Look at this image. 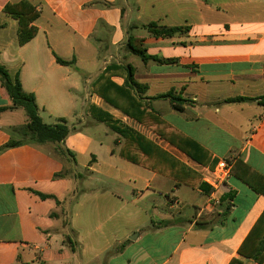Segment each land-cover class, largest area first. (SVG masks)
Segmentation results:
<instances>
[{"label":"crops","instance_id":"crops-1","mask_svg":"<svg viewBox=\"0 0 264 264\" xmlns=\"http://www.w3.org/2000/svg\"><path fill=\"white\" fill-rule=\"evenodd\" d=\"M21 2L39 13L23 46L4 12ZM150 24L183 32L155 38ZM0 26V65L35 96L45 125L86 114L117 135L102 142L80 131L39 145L14 137L24 110L0 114V264H99L106 254L104 264H255L238 251L264 212L252 188H264V105L228 101L264 97V0H0ZM135 48L168 62H145ZM129 68L145 92L126 86ZM169 93L181 112L160 98ZM10 106L0 83V108ZM187 139L204 163L178 148ZM10 141L22 143L4 149ZM222 162L230 173L213 193ZM79 165L91 187L77 188ZM156 196L151 227H131L150 217L138 206ZM118 214L131 224L124 230Z\"/></svg>","mask_w":264,"mask_h":264},{"label":"trees","instance_id":"trees-1","mask_svg":"<svg viewBox=\"0 0 264 264\" xmlns=\"http://www.w3.org/2000/svg\"><path fill=\"white\" fill-rule=\"evenodd\" d=\"M4 12L10 15L12 18L18 20L19 22V29H18V39L19 44L21 46L30 42L37 34V28L32 25L33 22L39 17V13L36 9L27 2H21L17 5L8 4ZM2 26H0V29ZM145 28L150 32V34L155 38H170L175 34L182 33V28H163L159 27L157 24H150L145 26ZM134 53L137 54L143 61L147 62L148 60H154L160 63H167L168 61H161L157 60L156 58L149 57L146 54V50L142 49H133ZM59 64L64 66L72 65L73 62H66L62 59L57 58ZM0 83L4 90L6 91L11 106L7 108H0V114L5 111H14L18 109H22L25 111L28 117V123L26 126L22 128H17L16 132L22 133L25 137H29L30 140H27L32 143H36L39 145H46V144H60L62 143L65 138L69 134L68 127L66 126V122L64 120H59L58 124L55 126H48L42 122V119L38 113V107L36 105V99L33 94L26 93L21 85L19 77L12 78L5 67L0 65ZM126 86L133 90L136 93H140L144 90L146 91V87H142L134 80V73L132 68L128 69V77L126 81ZM161 99H169L170 102L173 104V107L176 111L181 112L183 107L178 104L180 101L179 98L175 97L173 93H169L167 95L161 96ZM257 102L260 105H264V97L258 99H247V98H236L229 100L230 103H239V102ZM139 150L143 153L145 152L146 155H149L148 145L145 139H143L139 135H135L130 139ZM22 142H15L10 141L4 149L8 148H15L19 146ZM178 148L190 156L193 160L200 162L201 164L204 163L201 158L195 156L196 151H202L203 149L191 140H186L185 145L179 144ZM1 151V150H0ZM53 151L56 155L60 157L67 155L68 153L63 152L61 149L57 147L53 148ZM122 156L127 157L130 161L134 163H138L137 159L134 156L128 157L125 153H121ZM232 174L237 176L235 170H232ZM239 176V175H238ZM240 177V176H239ZM240 179H242L240 177ZM244 180V179H242ZM245 181V180H244ZM250 184V183H249ZM250 186H252L250 184ZM256 191L260 194L264 195V188L258 189L252 186ZM37 196H39L42 200L53 199L58 204L60 202L54 196L44 195L41 193L34 192ZM238 254L251 261L255 264H264V212L257 221L256 225L253 227L251 232L249 233L248 237L240 247ZM230 264H243L241 261L234 260Z\"/></svg>","mask_w":264,"mask_h":264},{"label":"rangeland","instance_id":"rangeland-1","mask_svg":"<svg viewBox=\"0 0 264 264\" xmlns=\"http://www.w3.org/2000/svg\"><path fill=\"white\" fill-rule=\"evenodd\" d=\"M21 113H22L21 115H22L23 119H26L25 112L22 111ZM45 122L49 123L50 121L47 118H45ZM92 123L94 124V126H92ZM21 126L24 127L23 125H21ZM67 127L69 130V135L71 134L74 136L77 134V132L82 131L86 137H88L89 139H92L94 141H96L98 139V140H101L103 142V140L107 141L109 139V137L112 139L114 137L116 138V136H117L116 134H114L113 132H111L109 130V127L106 124L97 125V124H95L93 119H91L86 114H83L82 116L78 115V116L70 119ZM14 137L18 140H25V141L30 140L29 137H25V139H24V135L22 133H19V132L15 133ZM71 152L76 156V158L79 159V162L81 164L84 163L85 161H89L88 157L85 158L84 156H80L78 151L72 150ZM77 169H78L79 174L82 176V178L87 177V175H86L87 171L82 166L79 165L77 167ZM94 176L98 177L97 175H94ZM77 179H78V183H76V186H77V188H79V190L81 188L84 189L87 187H91V185L93 184V182H90V180H88V178L81 180L78 177ZM153 199L144 200V202H142L138 206L139 208H144V212H147L150 215V217H147V215H145V214H141L142 216L140 215L137 222L136 223L134 222L131 225L129 223V220H126L124 216H121L118 214L115 216L113 222H117L123 228V230L125 229V225L128 226V223H129V226L131 225V227L135 226L136 224H140V225L144 226V228L147 226L151 227V225H152L151 222L154 221L153 220L154 216L161 212L160 210L162 207V198L160 196H156ZM155 200L157 201L156 203L154 202ZM165 201H166V199H165ZM191 215H192V213L189 212V213H186V216L185 215H182V216H184V218H187V216H191ZM103 217L104 216L102 215L101 219H103ZM144 233H149V231L144 230ZM146 243L147 242H145L144 245ZM149 246L150 245H146L145 247H149ZM107 258H110V255L106 254L105 256H103V258L100 259L99 264H104L105 260H107ZM126 258L127 257L121 258L118 261V263L116 262V264H122Z\"/></svg>","mask_w":264,"mask_h":264},{"label":"built area","instance_id":"built-area-1","mask_svg":"<svg viewBox=\"0 0 264 264\" xmlns=\"http://www.w3.org/2000/svg\"><path fill=\"white\" fill-rule=\"evenodd\" d=\"M229 170H228V165L225 162L219 163V165L216 167L214 171V175L216 177V181L214 184H212L213 187V193H215L220 186L224 185V182H226V179L229 176ZM219 199L214 197L212 199V202L219 203Z\"/></svg>","mask_w":264,"mask_h":264},{"label":"water","instance_id":"water-1","mask_svg":"<svg viewBox=\"0 0 264 264\" xmlns=\"http://www.w3.org/2000/svg\"><path fill=\"white\" fill-rule=\"evenodd\" d=\"M134 239V238H133Z\"/></svg>","mask_w":264,"mask_h":264}]
</instances>
